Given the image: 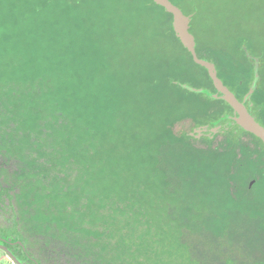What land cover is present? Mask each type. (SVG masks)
Segmentation results:
<instances>
[{"label": "trees", "instance_id": "16d2710c", "mask_svg": "<svg viewBox=\"0 0 264 264\" xmlns=\"http://www.w3.org/2000/svg\"><path fill=\"white\" fill-rule=\"evenodd\" d=\"M6 2L9 6L13 3ZM172 2L185 14H192L190 32L197 55L215 64L217 76L237 99H243L254 80L252 61L243 48L259 58V79L245 105L264 126V47L257 46L251 33L235 35L228 28L224 30L226 44L234 40L233 49L239 54L240 63L230 56L218 58L206 49L208 41L201 35L204 28L199 35L196 33L200 28L193 18L201 13L200 6L186 7L182 0ZM141 5L148 12L158 7L151 0H144ZM17 9L14 34L26 31L25 15L37 20L48 11L58 10L76 19L82 10L78 3L69 0H14V10ZM158 9L159 14L138 22L133 33L144 41L142 62L138 51L129 62L117 57L112 44L106 57L104 50L94 46L89 77L80 81L70 71L71 66L69 69L56 62H34L33 53L38 50L32 52L26 41H18L14 44L20 49V62L3 70L0 81L33 83L38 76L50 80L51 85L33 99L35 117L44 111L66 117L63 139L69 154L87 180L99 189L101 201L114 199V204L119 203L118 209L145 225L144 231L177 249L193 248L203 255L225 256L224 264H264V195L254 193L255 181L249 183L258 174L251 173L243 179L236 173L254 157V139L263 147L264 144L236 124L227 125L211 138L189 135L197 126H212L220 118L223 123L229 121L226 115H232L233 110L222 99L181 86L216 92L206 69L192 60L175 36L171 14ZM220 25L221 22L217 24ZM7 35L3 33L0 40L9 41L3 39ZM16 68L26 71L24 78L15 73ZM38 69L44 74L38 75ZM217 137L220 139L214 143ZM217 152L220 154H214ZM62 194L58 199L65 197ZM8 199L11 204L12 195ZM17 223L14 214V235L26 247ZM141 239L145 242L144 236ZM14 250L23 256L18 246Z\"/></svg>", "mask_w": 264, "mask_h": 264}, {"label": "rangeland", "instance_id": "374dc122", "mask_svg": "<svg viewBox=\"0 0 264 264\" xmlns=\"http://www.w3.org/2000/svg\"><path fill=\"white\" fill-rule=\"evenodd\" d=\"M6 1L0 0V38L8 33L3 39L10 40H0V78L3 70L20 62V49L14 44L18 41H26L32 52L38 50L33 53L34 62H56L69 69L71 66L70 71L80 81L89 77L94 46L104 50L106 57L112 44L117 57H125L129 62L138 51V60L142 62L144 41L133 33L138 22L159 14L158 7L163 9L153 0L158 7L149 12L141 8L144 0H69L82 8L76 19L58 10L48 11L37 20L25 15L26 31L14 34V12L18 16L19 11L14 10V0H9L13 1L10 6ZM182 1L186 7L200 6L201 13L193 18L200 28L195 32L199 35L204 28L201 35L208 41L206 49L214 56H230L240 63V56L233 49L234 40L226 44L224 30L228 28L233 34L251 33L257 46L264 47V0ZM15 73L24 78L26 71L16 68ZM40 73L44 74L38 69L37 74ZM14 81H0V183L7 185L0 186V207H6L4 212L0 211V224L6 225V219L15 214L28 252L41 264H224L225 256L168 246V241L144 231V224L118 209L119 203L114 204V199L101 201L99 189L87 180L69 154L63 139L66 117L45 111L35 117L32 111L37 109L34 97L51 85L50 80L38 76L33 83ZM251 148L254 157L236 173L243 175V179L257 173L249 183L255 181L254 193L264 195V147L254 139ZM62 193L65 197L58 199L64 196ZM8 195H12L11 212ZM0 264H12L1 251Z\"/></svg>", "mask_w": 264, "mask_h": 264}, {"label": "water", "instance_id": "95a60500", "mask_svg": "<svg viewBox=\"0 0 264 264\" xmlns=\"http://www.w3.org/2000/svg\"><path fill=\"white\" fill-rule=\"evenodd\" d=\"M153 1L156 4L161 5L165 12L171 14V27L175 36L178 38L182 46L186 48L191 54L192 60L196 64L206 69L210 79L212 80L213 86L216 89V92H210L208 89L197 88L187 84H181V86L193 92H202L204 95L212 99H222L233 110L232 115H226V118L229 119V121L223 123L221 122L222 118H220L214 121L212 126L209 124L197 126L189 133V135L197 138L201 135H206L211 138L215 133L226 128L227 125L236 124L239 129L253 134L264 144V126H262L255 119V117L248 111V108L245 105V102L250 100V95L255 89L259 79L257 72L259 67V58L252 56L245 47L243 48L246 56L252 61L254 80L243 99H237L234 93L226 85H224L222 80L217 76L215 64L212 61L197 55L195 49V38L190 32L192 14H185L176 4L170 2L169 0ZM250 104L251 103L248 102L249 106ZM13 246H18L21 249L23 256L16 253L12 249ZM0 251L4 253V255L11 261L12 264H41L27 252L25 245L14 234L0 235Z\"/></svg>", "mask_w": 264, "mask_h": 264}, {"label": "flooded vegetation", "instance_id": "af4514ba", "mask_svg": "<svg viewBox=\"0 0 264 264\" xmlns=\"http://www.w3.org/2000/svg\"><path fill=\"white\" fill-rule=\"evenodd\" d=\"M7 206H9V210L11 212L12 208H10L11 204H9V200H7ZM4 208H6V207H0V211L4 212L3 211ZM14 226H15L14 225V218L12 217V215H10V217L6 219V225L0 224V235H3V234H14ZM12 249L14 250V246L12 247ZM26 250H27V248H26ZM14 251L16 253H18L17 250H14Z\"/></svg>", "mask_w": 264, "mask_h": 264}]
</instances>
